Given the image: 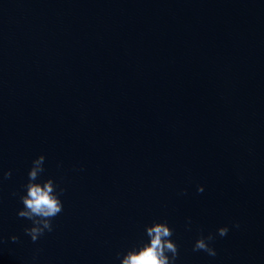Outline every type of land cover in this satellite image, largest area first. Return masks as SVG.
<instances>
[{"label":"water","instance_id":"95a60500","mask_svg":"<svg viewBox=\"0 0 264 264\" xmlns=\"http://www.w3.org/2000/svg\"><path fill=\"white\" fill-rule=\"evenodd\" d=\"M39 155L65 192L33 243ZM164 221L175 264H264V0H0V264H119Z\"/></svg>","mask_w":264,"mask_h":264},{"label":"clouds","instance_id":"9594fccd","mask_svg":"<svg viewBox=\"0 0 264 264\" xmlns=\"http://www.w3.org/2000/svg\"><path fill=\"white\" fill-rule=\"evenodd\" d=\"M43 155L37 156L32 160L31 166L27 172V182L23 185V194L19 195V201L22 207L16 212L18 218L30 221V224L24 227V234L35 243L46 233L53 231V220L63 211V202L61 196L65 189L60 187L52 178H48L43 183L36 181L44 172ZM12 175L11 171L3 172V179H8ZM202 186H197V192H203ZM183 194V193H181ZM191 221L188 222L190 230ZM239 227V224H234ZM227 226L216 229V235L224 237L228 233ZM144 233L147 236V242L135 250H129L121 258V254H116L119 264H175L179 249L176 242L172 239L174 233L167 222H153L150 226H144ZM11 242L19 241V237L11 235L8 238ZM215 236L209 233L207 236L201 234L193 244V251H203L208 256H216V251L211 247V242ZM0 237V243H3Z\"/></svg>","mask_w":264,"mask_h":264}]
</instances>
